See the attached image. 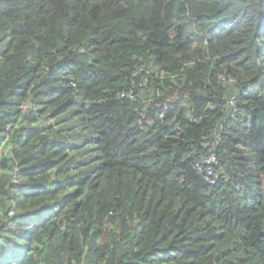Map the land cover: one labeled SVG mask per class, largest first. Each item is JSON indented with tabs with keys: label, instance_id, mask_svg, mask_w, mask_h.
<instances>
[{
	"label": "trees",
	"instance_id": "trees-1",
	"mask_svg": "<svg viewBox=\"0 0 264 264\" xmlns=\"http://www.w3.org/2000/svg\"><path fill=\"white\" fill-rule=\"evenodd\" d=\"M0 264H264V0H0Z\"/></svg>",
	"mask_w": 264,
	"mask_h": 264
},
{
	"label": "built area",
	"instance_id": "built-area-1",
	"mask_svg": "<svg viewBox=\"0 0 264 264\" xmlns=\"http://www.w3.org/2000/svg\"><path fill=\"white\" fill-rule=\"evenodd\" d=\"M216 159L213 155L204 158L200 164H197L195 169L197 175L202 178L208 185L213 186L216 183L217 176L214 171Z\"/></svg>",
	"mask_w": 264,
	"mask_h": 264
}]
</instances>
